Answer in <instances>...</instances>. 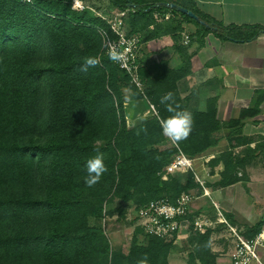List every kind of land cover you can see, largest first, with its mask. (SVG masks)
Segmentation results:
<instances>
[{
    "label": "trees",
    "instance_id": "1",
    "mask_svg": "<svg viewBox=\"0 0 264 264\" xmlns=\"http://www.w3.org/2000/svg\"><path fill=\"white\" fill-rule=\"evenodd\" d=\"M72 1L0 0V254L8 255L7 250H37L41 264H94L97 258L102 259L103 264H122L123 261L136 264L147 254L149 261L155 264L157 249L161 247L167 252L170 243L147 237V246L135 245L127 255L116 252L109 255L102 232L91 228L88 218L92 210L102 208L107 197V201L129 199L131 189L169 164L168 159L161 157L163 153L153 156L145 146L152 144L150 140L154 135L164 140L159 121L171 114L160 103L162 95L172 92L180 109H185L176 94V82L187 75L190 67L188 62L177 70L163 65L158 77L153 78L139 60L143 91L130 84L136 93L133 100L147 99L156 108L157 117L128 128L124 101L117 99L116 86L119 74L129 82L127 75L105 53L100 57V64L107 65V69L99 64L87 72L79 70L85 57L98 56L97 29H108V26L89 9L73 10ZM107 1L117 11L128 13L132 34L143 31L147 38H150V26H153L154 37L181 31L174 22L166 26L158 24L153 14L160 12L179 15L185 23L195 26L196 32L188 38L196 37L201 44L203 37L210 33L233 43L252 42L264 34V27L259 25L225 26L202 13L193 0ZM172 3L193 12L210 29L166 6ZM41 38L45 41L49 62L36 66L33 56L41 48ZM111 64L117 71L114 74L108 70ZM47 80L46 135L38 138L32 136L34 127L29 113ZM112 93L117 98L113 99ZM190 112L194 120L192 131L186 140L176 143L178 150L173 149L172 154L180 151L192 158L217 144L214 134L221 124L210 105L203 113ZM142 126L147 128V135L143 132L137 135ZM97 151L104 156L107 172L96 186L88 188L83 166ZM222 158L221 180L212 187H224L236 181L232 177L236 172L233 159L229 154ZM43 170L46 187L37 200L29 202L26 190L31 177ZM179 195L166 198L173 201ZM32 212L41 214L47 225L38 236L29 238L13 224ZM263 225V221L259 222L245 237L255 236ZM208 231L196 244V254L203 259L207 256L204 235ZM194 233L197 238L199 234ZM163 264H168L166 257Z\"/></svg>",
    "mask_w": 264,
    "mask_h": 264
},
{
    "label": "crops",
    "instance_id": "2",
    "mask_svg": "<svg viewBox=\"0 0 264 264\" xmlns=\"http://www.w3.org/2000/svg\"><path fill=\"white\" fill-rule=\"evenodd\" d=\"M193 1L202 13L225 26L264 27V0ZM85 9L105 17L104 11H95L89 5ZM108 9L123 14L112 6ZM107 18L109 22L114 21ZM186 24L191 36L197 28H189L192 24ZM148 30L150 38L143 31L133 35L141 37L139 58L144 70L157 78L163 65L177 70L188 62L189 72L176 82V94L181 105L188 111L203 113L209 105L215 110L216 120L221 124L214 134L218 142L197 157L206 163L214 162L213 172L203 174L208 185L212 186L221 180L224 170L222 157L229 154L233 159L235 183L211 187L210 195L230 224L244 236L250 235V229L264 222V34L252 42L233 43L210 33L203 37L202 44L196 37L188 38L185 44V37L189 36L184 35V30L159 37L152 35L153 26ZM133 103L139 108L138 113L132 112L134 107H129ZM151 106L145 98L124 103L126 126L131 128V123L151 117L154 114L149 109ZM198 201L201 206L208 203L204 198ZM203 212L207 214L206 210ZM198 234L197 242L202 237ZM204 236L207 244L205 259L196 254L195 233L187 231L174 241L177 244L185 240V259L170 251L167 263L232 264V235L219 226L209 229Z\"/></svg>",
    "mask_w": 264,
    "mask_h": 264
},
{
    "label": "rangeland",
    "instance_id": "3",
    "mask_svg": "<svg viewBox=\"0 0 264 264\" xmlns=\"http://www.w3.org/2000/svg\"><path fill=\"white\" fill-rule=\"evenodd\" d=\"M72 9H73V1L71 2ZM90 6L96 10L104 11L105 17L102 16L99 13L93 12L92 14L99 17L104 18L105 22L108 26V29H97L98 32V41L96 44V51L98 53V57H101L105 55V39L109 40H115L117 39L116 34L112 32L110 29V25H108V18L114 20H120L122 21L121 32L126 37H132L133 35L129 31V18L127 17L128 13L126 12L120 15L119 13H116L114 10L110 11L108 8H110V4L107 0H87L86 3L82 2V6ZM74 10V9H73ZM84 10V9H83ZM82 11V10H81ZM116 13V14H115ZM153 18L158 24H161L162 26H166L170 22H174V24H179L180 30H184L185 36H190V31L187 27V24L181 19L179 15H170L169 13H154ZM113 23V22H112ZM111 22L109 24H112ZM117 24V23H116ZM184 25V27H182ZM116 27V25H114ZM189 28H195L193 25H190ZM131 33V34H129ZM45 41L43 38L39 40L40 49L38 53H36L33 57L34 58V65L36 66H42V65H48V58L45 54L44 49ZM101 66H103L104 69H107L105 64L101 63ZM115 67V66H114ZM111 64L108 68L109 72L111 74H114V72H117L115 68ZM49 84V81L45 82V84L42 87L41 94L38 95L37 100L34 104V107L31 109L29 115L30 119L33 124V135L38 138H41V134L43 135V138L46 135V126H47V119H48V107H49V100H48V91L47 86ZM117 86V94L118 98L115 93H112L113 99L117 98L119 100V97L124 100V94L122 93V89L124 87H131L130 83L128 82L127 78H124V75L119 74V80L116 82ZM133 89V88H132ZM111 92V91H110ZM123 103V106H124ZM129 104V103H126ZM131 106L132 112H139V108H137V105L133 103ZM151 110V108H149ZM156 109V108H155ZM152 113V111H151ZM157 117V115L152 113L151 117H146L143 119H140L136 121L134 124H132L133 127L138 126L140 124H144L148 121V119ZM131 126V125H130ZM131 126V128H132ZM157 134V133H156ZM161 135H163L161 133ZM146 142V141H143ZM149 142V141H148ZM152 143L151 145L145 146V149L149 152H151L154 155L156 154H162L161 156L164 159H168L169 162L172 160L174 153L172 154V150L176 149L178 150V147L176 144H173L171 141H169L166 137H164V140H160L158 135H154L153 140H150ZM164 168V167H163ZM163 168L160 170L162 171ZM214 168V162L208 161L207 163L203 158L200 157L199 160H197L194 172H188V173H175L173 175L167 176L165 180L161 179V175H155L151 179L147 181H142L137 184V186L134 189H131L129 199L122 200L120 198H114L112 201H107L108 197L105 199L102 208L100 210L94 211L92 210L91 216L88 218V225L96 230H100L102 232L103 237L105 238V241L108 246L109 255L113 253H119L123 255H127L132 247L135 245L139 246H147L149 239L144 236L142 233H139L137 228L134 227V216L132 214V211L137 207V205H140L144 202L150 201L152 199H164L166 197H172L177 196L185 193L186 190H190L191 194L195 195V197H198V192L200 191L199 187L197 186V183L194 179V176L197 175L201 178H203V174L205 172H213ZM45 176V170L38 171V173H35L31 177V181L28 185V188L26 190V197L29 202L37 200L38 196L40 195L41 191L46 187V180L44 178ZM206 182V186L208 187L209 191L212 187V184L208 185L207 177L203 178ZM194 184L196 186H194ZM151 186V187H150ZM152 187H156L157 189H151ZM208 200V199H206ZM208 203H204V205H200L199 201L196 200L193 202L191 211L192 214H195L198 211H207V215L209 217H213L212 212V206L209 200ZM208 204V205H207ZM142 206V205H141ZM201 206V207H199ZM203 208V209H202ZM14 227L22 230L23 233L29 238H33L35 236H38L43 228L47 225V220L37 212H32L30 214L24 215L21 217L19 221H17L15 224H13ZM182 240V239H181ZM164 244L170 243V249L165 251V249L159 247L156 251L157 255V261L155 264H163V261L165 260V257L167 258V255L170 251L174 253H179L180 258L185 259V240L177 242V244H174V240H163ZM194 243L198 245L197 238H194ZM202 243V242H200ZM199 243V244H200ZM196 245V247H197ZM37 250L33 251H25V252H12L7 250V254H0V264H41L40 262V256L37 253ZM38 255V256H37ZM94 264H103L102 259L97 258L94 260ZM122 264H127L126 261H123ZM149 264H153V262L149 261Z\"/></svg>",
    "mask_w": 264,
    "mask_h": 264
},
{
    "label": "built area",
    "instance_id": "4",
    "mask_svg": "<svg viewBox=\"0 0 264 264\" xmlns=\"http://www.w3.org/2000/svg\"><path fill=\"white\" fill-rule=\"evenodd\" d=\"M73 4L74 10L81 11L85 9L81 1L77 3L76 0H73ZM102 20L105 21L104 18ZM109 23L108 25H110L112 32L116 34L117 39H105V54L107 55L108 52L106 43L117 46L121 51L125 48L129 49L127 61L123 64H114L127 75L129 83L135 89L142 92L143 84L139 76L140 38L139 36L126 37L122 34L120 31L121 27H119L122 23L119 20L111 22L116 27ZM187 43L188 37H185V44ZM151 110L157 115L153 106H151ZM199 159L197 156L191 158L178 151L158 175H161V179L165 180L167 176L178 172H194L196 162ZM194 179L199 189L201 188L200 193L198 192V197L187 192L179 195L173 201L168 198L157 199L135 207L132 211L134 227L146 237L176 241L187 231L204 234L209 229L223 226L234 239V249L231 257L232 264H264V225L255 236L251 238L245 237L230 224L220 206L212 200L211 192L206 186L204 179L197 175L194 176ZM199 198L209 200L212 206L213 217H209L203 211L192 214L191 208L193 202Z\"/></svg>",
    "mask_w": 264,
    "mask_h": 264
},
{
    "label": "clouds",
    "instance_id": "5",
    "mask_svg": "<svg viewBox=\"0 0 264 264\" xmlns=\"http://www.w3.org/2000/svg\"><path fill=\"white\" fill-rule=\"evenodd\" d=\"M76 2L78 3L79 0H76ZM106 46L108 48L107 55L110 61L116 64H123L127 61V53L129 49L125 48L121 51L117 48V46L110 43H106ZM100 62L101 60L98 56H87L84 58L79 70L81 72H87L89 68L96 67L100 64ZM122 93L124 94V100L126 103L133 102V97L136 93L133 91L132 87H124L122 89ZM160 103L164 105L165 110L171 114L167 118L159 121L163 136L173 144L186 140L192 131L194 123L192 113L186 109H180V106L176 103L172 92H167L162 95L160 97ZM141 132L147 135V128L142 126L138 129L137 135H140ZM83 168L87 173L84 181L85 185L88 188H93L101 181L103 175L107 172L103 154L97 151L95 156L89 158L85 162ZM136 264H149L147 254H144L140 259H138Z\"/></svg>",
    "mask_w": 264,
    "mask_h": 264
},
{
    "label": "water",
    "instance_id": "6",
    "mask_svg": "<svg viewBox=\"0 0 264 264\" xmlns=\"http://www.w3.org/2000/svg\"><path fill=\"white\" fill-rule=\"evenodd\" d=\"M166 6H168L170 9H174L176 10L178 13L186 15L188 18L194 20L196 23H198L200 26L206 28V29H210V27L201 19H199L198 16H196L193 12L177 5V4H166Z\"/></svg>",
    "mask_w": 264,
    "mask_h": 264
}]
</instances>
